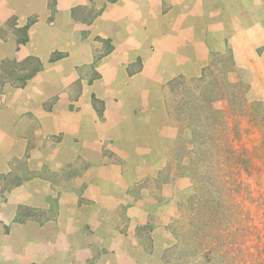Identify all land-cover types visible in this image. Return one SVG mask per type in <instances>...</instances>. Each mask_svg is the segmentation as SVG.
Instances as JSON below:
<instances>
[{
	"label": "crops",
	"instance_id": "1",
	"mask_svg": "<svg viewBox=\"0 0 264 264\" xmlns=\"http://www.w3.org/2000/svg\"><path fill=\"white\" fill-rule=\"evenodd\" d=\"M263 47L264 0H0V65L42 67L0 82V264H169L167 86L228 52L259 89Z\"/></svg>",
	"mask_w": 264,
	"mask_h": 264
},
{
	"label": "rangeland",
	"instance_id": "2",
	"mask_svg": "<svg viewBox=\"0 0 264 264\" xmlns=\"http://www.w3.org/2000/svg\"><path fill=\"white\" fill-rule=\"evenodd\" d=\"M256 53L262 61L261 76H254L262 83L259 89L252 84L251 78H243L242 73L239 74L232 54L225 52L221 56L212 55L209 67L203 70L201 78L191 81L176 80L167 86L165 92L171 122L178 129L180 140L178 139L177 143L184 146V154L187 153L185 149L188 151L194 149L192 142L196 135L194 136L193 133L191 135V129L203 127L202 137L199 138L201 142L207 143L206 139L209 136L215 140H212L213 143L210 142V147H206L205 151L201 149V152L208 154L205 157L198 156V163L194 166L190 164V168H182L181 164H177L178 159L175 160L172 157L173 165L180 167L177 170L185 174L191 173L193 168H199L198 172H206V176L210 178L214 177V173L211 172H215V169L224 168L227 176L232 168L241 170L239 174L230 175L227 180L232 186L230 190L236 192L233 200L236 206L230 207L225 204L223 210L231 211L232 208L233 212H243L242 229L249 238V243L245 242L240 248L244 247L246 251L253 254L246 258V264H264V74L262 72L264 71V59H262L264 47L256 50ZM14 69L13 66L4 68L2 77L13 81L18 75L24 74L20 72L18 74ZM194 98L197 101L193 105L186 106V103ZM199 104L204 106L209 104V107L218 111L219 114L210 120L214 123L216 119L214 126L201 118L206 112V107L202 108ZM191 181L193 195L194 182ZM207 189L210 187L207 186ZM190 198L181 202L178 216L171 226L175 240L173 247L176 244L178 246L175 250L169 249L164 254L163 259L169 264H200L202 262L201 257L188 259L189 251H182L183 243L191 236L187 232L191 215L188 201ZM226 214L225 220L229 217L228 213ZM237 218H239L238 215L235 219ZM205 222L210 224L206 218L202 220V227L206 230L208 225ZM231 222L233 224L234 216L231 217ZM254 226L257 227V232L252 228ZM215 227L212 229L213 232ZM197 240L199 242L198 238ZM214 264H220V262ZM227 264L230 263L227 262Z\"/></svg>",
	"mask_w": 264,
	"mask_h": 264
},
{
	"label": "trees",
	"instance_id": "3",
	"mask_svg": "<svg viewBox=\"0 0 264 264\" xmlns=\"http://www.w3.org/2000/svg\"><path fill=\"white\" fill-rule=\"evenodd\" d=\"M27 29L28 26L20 30L19 32L24 35L26 34ZM25 40L26 38L19 39L18 43H24ZM10 66L15 67L14 70H17L18 74L19 72L24 74L21 76L17 74V78H15V80L13 81H9L8 79L3 78L2 73L4 68H8ZM41 68L42 67L40 62L34 58H28L22 63H15L13 61L3 62L0 65V82H14L17 85H22L28 79L32 78L38 71H40ZM190 100L191 101L189 103H186V106L189 104L193 105L197 101L196 98ZM205 105L206 106H204L203 104L200 105L202 106V108L206 107V112L203 113L201 118L206 120L210 125L214 126L216 119L214 120V123L210 120L213 117H216L219 113L218 111L209 107V104ZM199 112L201 113V110H199ZM202 128L203 127H196L195 129H191L190 131L191 135L192 133L194 136L196 135V140L194 139L192 142L194 146L193 151H188L187 149H185L187 153L185 154L183 159H180L183 161V168H190V164H192L193 166L195 165V163L197 164L198 156L202 155L203 157H205L208 154L206 152H201V149L205 151L206 147H210V142L213 143V141H215L213 137L209 136L206 139L208 144L204 141L201 142L199 138L202 137ZM198 131L199 134H197ZM182 161H180L181 164ZM198 170L199 168H193L191 173H185V175L194 182V193L188 200L191 208V215L188 220L189 230L187 232L191 236H189L183 243L182 251H189L188 259L190 258V260H193L196 257H201L202 262L200 264H214L216 262H220V264H227V262L230 264H246V258L248 256H252L253 254H250L248 251H246L244 247L242 249L240 248V246L242 247L245 242L249 243V238L244 234V229H242L243 212H233L232 208L231 211L223 210L225 204L230 207L236 206V202L233 201L235 199L236 192L230 190L232 189V186L231 183H229L227 180L229 179L230 175L239 174V172L241 171L240 168H232L228 172V176L224 173V168L215 169V172H211L214 173L213 178H210V176H206V172H198ZM207 186H209L210 189H207ZM220 187L222 188L220 189ZM226 213H228L229 216L227 220H225V215H227ZM236 215H238L239 218L235 219ZM233 216L234 222L233 224H231V217ZM204 218H206L210 224L208 225L206 223L207 221L205 222L208 225V228L206 230L202 227L201 223ZM212 226H216L214 232L212 231ZM252 228L257 232L256 226ZM204 230L207 231V235H205ZM231 230L232 232H230ZM197 238L199 239V242ZM176 246L178 245L176 244L175 247H171V249L175 250ZM259 262L260 258L258 259V263Z\"/></svg>",
	"mask_w": 264,
	"mask_h": 264
}]
</instances>
